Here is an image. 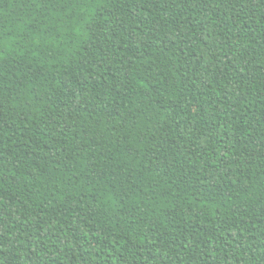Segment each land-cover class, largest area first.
<instances>
[{
  "label": "trees",
  "instance_id": "16d2710c",
  "mask_svg": "<svg viewBox=\"0 0 264 264\" xmlns=\"http://www.w3.org/2000/svg\"><path fill=\"white\" fill-rule=\"evenodd\" d=\"M0 264H264V0H0Z\"/></svg>",
  "mask_w": 264,
  "mask_h": 264
}]
</instances>
